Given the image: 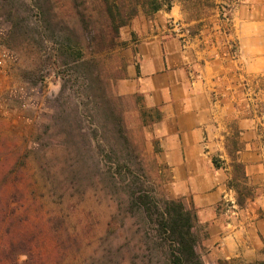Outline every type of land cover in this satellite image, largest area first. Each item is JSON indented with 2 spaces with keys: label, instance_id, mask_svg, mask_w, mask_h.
Returning a JSON list of instances; mask_svg holds the SVG:
<instances>
[{
  "label": "rangeland",
  "instance_id": "obj_1",
  "mask_svg": "<svg viewBox=\"0 0 264 264\" xmlns=\"http://www.w3.org/2000/svg\"><path fill=\"white\" fill-rule=\"evenodd\" d=\"M211 2L206 7L195 0H171V9L152 14L138 8L119 28L115 47L93 56L98 74L93 78L65 57L52 65L54 42L65 33L60 23L75 29L80 24L72 0H0L1 151L23 162L35 201L29 223L18 228L34 234L51 228L60 239L77 237L76 244L53 250L45 235L48 252L40 261L58 255L60 264H166L146 242L144 222L128 211L119 185L101 180L92 169L96 155L86 164L75 156L71 136L84 134L92 148L96 134L111 129V107L140 153L146 184L196 213L183 202L187 195L176 192L165 159L174 142L169 127L162 132V121L170 114V80L180 78L191 95L189 112L197 114L187 119L192 132L184 136L193 155L201 147L202 160L192 169L204 172L210 166L231 190L216 210L236 212L241 194L244 212L264 217L259 207L246 205L247 199L264 201V0ZM88 6L102 21L98 1L89 0ZM43 18L48 19L41 27ZM209 180L201 182L208 186ZM196 230L204 264L264 260V244L252 261L215 256L205 245V226L198 223Z\"/></svg>",
  "mask_w": 264,
  "mask_h": 264
},
{
  "label": "trees",
  "instance_id": "obj_2",
  "mask_svg": "<svg viewBox=\"0 0 264 264\" xmlns=\"http://www.w3.org/2000/svg\"><path fill=\"white\" fill-rule=\"evenodd\" d=\"M72 1L79 15L80 24L78 29H75L60 23L65 33L54 42L52 65L57 67L59 58L65 57L81 64L86 68L87 75L93 78H98L94 71L96 65L92 64L93 56L115 47L119 28L137 15L138 8L150 14L164 7L171 9V0H97L98 14L102 18V21H97L93 15L95 8L88 6L89 0ZM195 1L206 7L212 5L211 0ZM39 10L42 12V8ZM46 11L44 10L42 14L47 15ZM47 19H42L41 27H44L43 23ZM61 63L65 65V62ZM109 114L111 129L106 131L105 135L103 132L101 135V131L97 133L92 148L84 134L71 136L76 142L75 156L86 164L92 155H96L97 158L94 157L93 162L95 168L92 169L97 171L101 180L107 177L109 184L119 185L128 211L132 215L138 214L144 222L146 242L152 244L163 256L166 264H204L196 249L198 242L196 213L192 209H186L180 200L158 195L150 182L149 185L146 184L147 173L143 160L128 137L121 116L116 115L111 107ZM4 141L5 139L0 137V264H60L62 259L58 255L49 261H40L39 256L48 252L45 249L47 247L45 235L48 236L53 250L57 246L58 249L61 248L66 243L76 244L77 237L67 235L66 238L60 239L56 230L51 228H45L44 231L35 234L28 229H19L29 223L35 201L28 189L23 162H19L17 156L13 157L1 151ZM232 186L239 195L236 186L233 184ZM242 202L240 194L237 203L242 206ZM45 221L46 225L51 223L49 218ZM56 221L59 222L60 219ZM21 255L25 256V259L18 261ZM219 264L230 263L220 261ZM252 264H264V260Z\"/></svg>",
  "mask_w": 264,
  "mask_h": 264
},
{
  "label": "crops",
  "instance_id": "obj_3",
  "mask_svg": "<svg viewBox=\"0 0 264 264\" xmlns=\"http://www.w3.org/2000/svg\"><path fill=\"white\" fill-rule=\"evenodd\" d=\"M128 72L129 74L132 72L130 68ZM179 81L170 80V114L165 110L168 114L162 121V130L167 131L165 127H169L170 138L174 142L170 147L166 146L169 147V152L165 159L172 166L175 190L179 196L187 195L183 196V202H188L196 209L198 223L205 226L207 233L205 245L215 256L223 259L239 257L246 261L255 260L259 257L264 244V217L251 209L246 214L243 206H239V210L232 214H229L228 210L223 213L216 210L218 203L224 201L231 190L224 180H216L213 168L211 171L207 163H204L207 166L204 172L203 170L194 172L192 169L202 160L198 156L201 147L197 145L195 147L197 154L193 155L189 145L184 141V136L192 132L187 119L189 116L197 117V114L195 116L189 112L191 109L187 105L191 102V95L188 94L184 79L180 78ZM183 104L186 105L185 108ZM203 179L209 180L210 185L203 184L204 181L201 182ZM246 205H255L264 212V201L259 199L252 201L247 199Z\"/></svg>",
  "mask_w": 264,
  "mask_h": 264
}]
</instances>
